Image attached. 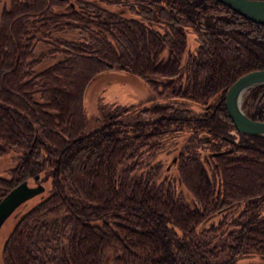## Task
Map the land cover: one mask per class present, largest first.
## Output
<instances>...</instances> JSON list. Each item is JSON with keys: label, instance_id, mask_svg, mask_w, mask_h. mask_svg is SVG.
<instances>
[{"label": "trees", "instance_id": "16d2710c", "mask_svg": "<svg viewBox=\"0 0 264 264\" xmlns=\"http://www.w3.org/2000/svg\"><path fill=\"white\" fill-rule=\"evenodd\" d=\"M100 1L122 6L9 0L0 11V156L13 159L0 197L21 180L43 186L2 264L264 263V137L238 132L223 107L232 80L264 67V23L218 0ZM115 71L161 99L110 106L87 128L83 90ZM242 106L264 120V84Z\"/></svg>", "mask_w": 264, "mask_h": 264}, {"label": "rangeland", "instance_id": "374dc122", "mask_svg": "<svg viewBox=\"0 0 264 264\" xmlns=\"http://www.w3.org/2000/svg\"><path fill=\"white\" fill-rule=\"evenodd\" d=\"M21 1L18 0V2ZM86 1L90 3H94L98 6L103 5L105 8L109 10L120 9V6H122L119 3H116V5L115 4L110 5V3H103L100 0H86ZM8 2L9 0H0V11L2 10V8H6L8 6ZM77 6L75 4L76 9ZM56 7L57 6H54L53 9H56ZM126 15H128L127 12ZM32 19L35 18L33 17ZM56 35L62 37L60 38V40H67L70 37L72 38L75 36L73 32H68V31L58 32L56 33ZM185 36H186V49L188 50L193 49L196 44L193 33L187 32ZM41 49H42V45L36 42L33 53H36ZM47 59L50 60L51 58L48 57ZM155 94L156 92L151 90L150 87H148L142 79L138 78L137 76L131 73H124L118 71L101 73L86 85L82 93V106H83L84 117L86 118V127L90 128L93 125H95L99 118L98 114L100 115V113L107 111L110 108V106L115 105V108L119 109L122 108L123 106L131 105L130 106L131 108L129 109L132 110L133 108L146 106L152 101H159L161 97ZM245 97H246V93L241 98L240 106L242 110L246 113V108L242 106V102L244 101ZM188 106L195 110H197L198 108V106L194 104H190ZM165 146H168L169 149L168 150L165 149L164 151L160 150L157 152V155L165 159V161L163 162V167L167 169L170 167L169 160L174 159L173 153L175 149L174 148L172 149V146L166 144ZM12 162L13 159L11 157V153H7L0 156V176L7 177L6 168H8L12 164ZM260 170L261 168L256 169V175L257 172H259ZM28 184H33V183L31 180H29ZM37 198H38V194L19 204V206L15 208L14 212L12 211V213L8 217H6L2 222V224L0 225V264H2V260H1L2 243L5 239L6 234L13 226L17 214L22 209L28 207ZM260 210L261 212L264 213V198L260 205ZM234 211L235 209H233V213ZM218 216H219L218 214L213 215L209 219L212 218L214 219L215 217ZM257 258L258 257L255 255L252 257L249 255L248 257L238 259L237 264H247V263L256 264L258 260Z\"/></svg>", "mask_w": 264, "mask_h": 264}, {"label": "water", "instance_id": "95a60500", "mask_svg": "<svg viewBox=\"0 0 264 264\" xmlns=\"http://www.w3.org/2000/svg\"><path fill=\"white\" fill-rule=\"evenodd\" d=\"M236 13L264 23V0H218ZM264 84V67L248 70L232 80L223 93V107L234 128L244 134L264 137V120L250 118L241 108L242 93ZM35 177V176H34ZM41 183L28 184L21 180L0 197V225L22 202L40 193Z\"/></svg>", "mask_w": 264, "mask_h": 264}, {"label": "bare ground", "instance_id": "6f19581e", "mask_svg": "<svg viewBox=\"0 0 264 264\" xmlns=\"http://www.w3.org/2000/svg\"><path fill=\"white\" fill-rule=\"evenodd\" d=\"M245 93H246V92H245ZM245 93H244V94H245ZM242 96H243V93H242Z\"/></svg>", "mask_w": 264, "mask_h": 264}]
</instances>
